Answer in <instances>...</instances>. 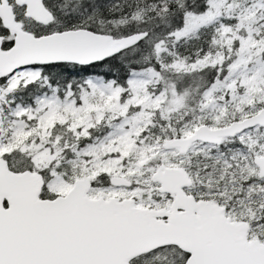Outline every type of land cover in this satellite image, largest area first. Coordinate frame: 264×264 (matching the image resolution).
Here are the masks:
<instances>
[{
	"label": "snow or ice",
	"instance_id": "obj_1",
	"mask_svg": "<svg viewBox=\"0 0 264 264\" xmlns=\"http://www.w3.org/2000/svg\"><path fill=\"white\" fill-rule=\"evenodd\" d=\"M0 264H264V0H0Z\"/></svg>",
	"mask_w": 264,
	"mask_h": 264
}]
</instances>
